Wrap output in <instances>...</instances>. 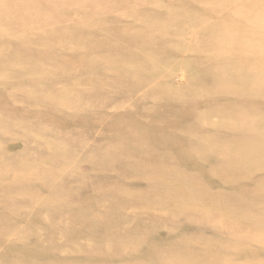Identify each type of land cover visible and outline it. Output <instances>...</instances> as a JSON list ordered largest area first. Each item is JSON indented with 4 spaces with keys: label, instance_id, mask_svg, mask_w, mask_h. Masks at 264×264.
<instances>
[{
    "label": "rangeland",
    "instance_id": "374dc122",
    "mask_svg": "<svg viewBox=\"0 0 264 264\" xmlns=\"http://www.w3.org/2000/svg\"><path fill=\"white\" fill-rule=\"evenodd\" d=\"M263 2L0 0V264H264Z\"/></svg>",
    "mask_w": 264,
    "mask_h": 264
},
{
    "label": "bare ground",
    "instance_id": "6f19581e",
    "mask_svg": "<svg viewBox=\"0 0 264 264\" xmlns=\"http://www.w3.org/2000/svg\"><path fill=\"white\" fill-rule=\"evenodd\" d=\"M264 3V2H263ZM260 9H262V7L260 8ZM263 11V10H262ZM259 12H261V10H259ZM248 18H250V17H248ZM246 28V27H245ZM247 43V42H246ZM252 46V45H251ZM253 48V47H252ZM256 48V50H257V47H255ZM254 48V49H255ZM253 51V50H252ZM235 54H238V56H240L239 55V51H238V53H235ZM29 78V77H28ZM31 78V77H30ZM33 78H35V77H33ZM36 78H38V77H36ZM41 78V77H40ZM13 89V88H12ZM13 92V91H12ZM18 105V104H17ZM25 110H27L26 108H25ZM32 111V110H31Z\"/></svg>",
    "mask_w": 264,
    "mask_h": 264
}]
</instances>
